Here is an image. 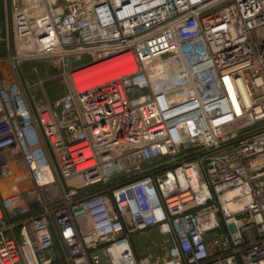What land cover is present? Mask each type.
<instances>
[{"label": "built area", "instance_id": "obj_1", "mask_svg": "<svg viewBox=\"0 0 264 264\" xmlns=\"http://www.w3.org/2000/svg\"><path fill=\"white\" fill-rule=\"evenodd\" d=\"M9 12L0 264H264V0H12ZM25 61L53 63L64 94L38 98ZM111 62L131 71L84 77ZM150 228L174 245L137 259L130 239Z\"/></svg>", "mask_w": 264, "mask_h": 264}, {"label": "rangeland", "instance_id": "obj_2", "mask_svg": "<svg viewBox=\"0 0 264 264\" xmlns=\"http://www.w3.org/2000/svg\"><path fill=\"white\" fill-rule=\"evenodd\" d=\"M11 1L9 0L8 2ZM8 2H6V4ZM8 10H9V5H8ZM9 13L10 12L8 11V17H9ZM10 51H11V41H10V28H9V18H8L7 26L2 25L0 29V64L6 65V61H7L6 59ZM90 61H91L90 58L85 57L83 58L81 65H85ZM34 66H36V68L33 70ZM19 69L22 77H24V79L28 81L30 85L34 84L32 88L35 94L38 96V98L51 100L60 97L66 91L62 83V79L61 77H59L58 69L53 63L47 64L39 61H27V62L25 61L20 64ZM113 71H114L113 68L102 69L93 73L92 77L100 78L99 75L107 76L106 74H110ZM95 74L97 76H95ZM109 76H113V75H109ZM16 231L18 232L17 229ZM210 235H215V233Z\"/></svg>", "mask_w": 264, "mask_h": 264}, {"label": "crops", "instance_id": "obj_3", "mask_svg": "<svg viewBox=\"0 0 264 264\" xmlns=\"http://www.w3.org/2000/svg\"><path fill=\"white\" fill-rule=\"evenodd\" d=\"M8 1L0 0V29L2 25L7 26L8 23ZM6 2L8 3L6 4ZM95 76L97 75L95 74ZM101 76L104 75H99V77ZM130 244L137 259L149 257L152 258L151 260H155L164 258L173 247L174 241L172 237L163 236L156 229L150 228L132 236Z\"/></svg>", "mask_w": 264, "mask_h": 264}, {"label": "bare ground", "instance_id": "obj_4", "mask_svg": "<svg viewBox=\"0 0 264 264\" xmlns=\"http://www.w3.org/2000/svg\"><path fill=\"white\" fill-rule=\"evenodd\" d=\"M107 68H113L114 71L110 74H106L107 76H101L100 78L92 77L93 73H95L99 70H102V69H107ZM129 71H131L130 68H124L123 69L119 63L111 62L110 64H107V65H103V66L94 67V68L89 69L88 71L85 72L86 76H84V77H90L92 79V85H97V84H100V83H102L108 79L120 77ZM109 75H113V76H109Z\"/></svg>", "mask_w": 264, "mask_h": 264}, {"label": "water", "instance_id": "obj_5", "mask_svg": "<svg viewBox=\"0 0 264 264\" xmlns=\"http://www.w3.org/2000/svg\"><path fill=\"white\" fill-rule=\"evenodd\" d=\"M52 225H53V229H54L56 238H57V240H58V242H59V244H60V246H61V248L63 250V253H64L65 256H67L66 248H65L64 244L62 243V241H61V239L59 237L58 229H57V227H56L54 222H52ZM68 264H70V263H68Z\"/></svg>", "mask_w": 264, "mask_h": 264}]
</instances>
